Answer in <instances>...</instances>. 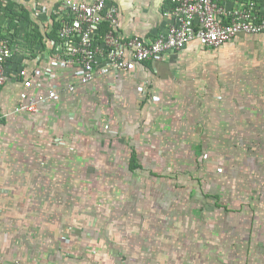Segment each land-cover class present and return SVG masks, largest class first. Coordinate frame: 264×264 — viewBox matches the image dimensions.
Instances as JSON below:
<instances>
[{
    "label": "crops",
    "instance_id": "crops-1",
    "mask_svg": "<svg viewBox=\"0 0 264 264\" xmlns=\"http://www.w3.org/2000/svg\"><path fill=\"white\" fill-rule=\"evenodd\" d=\"M39 1L50 8L48 14L39 18L33 17L30 11L34 0L20 1L18 6L12 2L9 6L15 12H28L36 32L26 35L28 45L9 62L7 81L0 94V112L6 114L0 124V143L10 136L16 143H22L28 153L42 144H48L47 147L58 144L55 138L61 139L60 144L75 148H82L85 143L88 146L99 139L119 142L121 131V134L126 132L122 135L132 145L127 170L133 173L144 169V159L158 162L182 148L188 154L192 147H197L198 141H193L197 138V131L191 125L193 122L187 124V133L172 143L168 138H161L162 133L154 128L156 114L151 111L159 110L162 118L169 113L179 118L187 102L194 107L201 103L203 96L209 103L215 102L217 94L223 90L213 83L202 85V75L215 74L212 78L217 80V71L221 68L243 69V63H248L243 52L254 55L251 70L264 74V32L239 34L230 49L209 50L194 41L183 50L170 52L162 61L139 65L134 72L98 78L94 83L80 86L74 93L62 91L55 104L43 106L38 112H17L15 108L23 93L34 91L28 85L30 81L41 76L35 75L36 69L43 68L35 51L40 42H45L47 36L53 34L55 24L49 15L52 6L60 0ZM112 1L121 10L125 36L153 38L171 21L164 14L171 7L169 0H123L124 4ZM249 1L229 0L228 4L242 6ZM254 1L264 15V0ZM2 17L0 14V22ZM258 62L260 65L257 66ZM256 79L257 84L247 87L245 92L237 89L236 98L230 99V105L236 111V121L232 122L230 117L227 119L237 131L244 128V117L248 112L253 119L264 107V94L257 89L259 81ZM141 86L144 89H140ZM92 102L110 104L115 112L134 114L139 110V115L145 117L140 123V131L133 132L135 126L127 122L129 125L124 128L120 124L121 127L103 129L104 134L94 135V131L88 129V120L79 105ZM185 109L194 108L188 106ZM131 135L138 140L132 137L133 143H130ZM198 148L199 151L201 148ZM203 151L206 153V148ZM133 152L137 156V166L132 170ZM15 154L16 151L12 152ZM235 155H239L234 156L238 159L243 154ZM33 157L32 153L28 154L22 163ZM139 158L143 159L139 162ZM236 165L237 172L240 166ZM151 167L160 169L157 164ZM18 173L16 164L6 163L4 155L0 154V174L2 178L9 177L6 186L13 192L11 195L0 193V262L3 264H264V220H258L252 211V207L264 204L261 199L221 197L201 204H209L204 211L193 209L188 213L176 208L178 201L175 199L164 198L162 190L151 189L146 198H121L105 204L97 200V214L82 216L84 219L76 220L77 223L71 222L75 226L72 228L65 220L33 211L39 204L33 198L34 189L24 188ZM2 187L0 183V191ZM245 202L249 203V210L245 209ZM105 220L113 224L111 228H106Z\"/></svg>",
    "mask_w": 264,
    "mask_h": 264
},
{
    "label": "rangeland",
    "instance_id": "rangeland-1",
    "mask_svg": "<svg viewBox=\"0 0 264 264\" xmlns=\"http://www.w3.org/2000/svg\"><path fill=\"white\" fill-rule=\"evenodd\" d=\"M117 1L124 4L123 0ZM242 55L247 57L248 61L247 64L243 63V69L221 68L217 71V80L212 78L215 74L202 75V85L209 86L213 83L223 90L219 91L215 102L209 103L205 96L202 104H196L194 107L187 102L182 107L184 109L179 118L172 113L162 118L159 110L151 111L156 114L153 120L154 128L162 133L161 138H168L172 143L185 135L187 124L193 122L191 125L197 131V138L193 141L198 143L188 154L182 148L180 152H174L172 156L163 157L158 162L155 159H144V169L129 173L128 162L132 145L122 135H126V132L121 134V131L118 134L121 136L119 142L99 139L88 146L85 143L82 148H75L76 146L62 145L59 143L61 141L55 138L58 144L52 143V146L48 147V144H42L29 153L22 143H16L9 136L0 143V154L4 155L6 163L16 164L18 179L23 182L24 188L34 189L33 198L39 204L33 211L65 220V223H69L68 227L72 228L75 226L71 222L77 223L76 220L84 219L82 216L97 214V200L105 204L107 201L113 202L121 198H146L151 189L162 190L164 198L175 199L178 201L176 208L188 213L193 209L204 211L209 204H201L211 200L217 201L221 197L244 200L257 198L264 201V107L259 114L254 112L256 115L253 119L248 112L244 117V128H238L240 132L237 127L230 126V119H227L230 117L232 122L236 121V111L233 105H230V99L236 98L237 89L239 92H245L247 87L257 84L258 78L257 89L264 94V74L259 70H251L254 66L251 62L254 55L249 52H243ZM221 94L228 98L219 97ZM79 105L84 118L88 120V129L94 131V135L104 134L103 129L121 127L120 124L124 128V125H129L127 122H132L131 125L135 126L132 127L134 131L131 128L130 134L132 131L138 133L140 123L145 118L139 115V110L136 111L137 114L115 112L110 104L92 102L89 105ZM188 106L194 109H185ZM132 137L135 138L131 135L130 143H133ZM60 145L64 147L60 148ZM198 145L201 148L199 151ZM205 148L206 153L203 151ZM14 151L16 154L12 155ZM30 153L35 156L33 161L27 159L29 162L22 163ZM235 154L243 155L235 159L234 156L239 157ZM228 156L234 158L226 159ZM141 159L143 158H139V162ZM152 164H157L160 169H152ZM236 164L240 166L237 172ZM8 178H2L0 174V183L3 186L0 193L4 195L13 193L11 188L6 186ZM244 204L247 205L245 209L249 210V203ZM211 208L214 209L213 203ZM118 209L116 207V210ZM132 209L137 210L135 207ZM252 211L258 220H264V204L252 207ZM101 224L105 227L108 223L105 220V225L104 221ZM112 225L109 223L106 228H111Z\"/></svg>",
    "mask_w": 264,
    "mask_h": 264
},
{
    "label": "built area",
    "instance_id": "built-area-1",
    "mask_svg": "<svg viewBox=\"0 0 264 264\" xmlns=\"http://www.w3.org/2000/svg\"><path fill=\"white\" fill-rule=\"evenodd\" d=\"M20 1L28 0H0V94L9 62L28 45L24 31L14 35L10 29V15L15 11L9 6L12 2L18 6ZM169 1L171 7L164 14L171 21L153 38L125 36L121 10L112 0L57 2L49 15L55 24L53 34L35 51L38 63L43 65L35 75L41 76L30 81L28 85L34 91L23 93L15 111L38 112L43 106L55 104L62 91L74 93L98 78L134 72L139 65L162 61L170 52L183 50L194 41L209 50L230 49L239 34L264 32V15L254 0L242 6H229V0ZM48 8L34 0L30 11L39 18L48 14ZM16 22L25 25L22 19L16 18ZM30 28L31 35L35 34L33 23ZM5 116L0 112V124Z\"/></svg>",
    "mask_w": 264,
    "mask_h": 264
},
{
    "label": "trees",
    "instance_id": "trees-1",
    "mask_svg": "<svg viewBox=\"0 0 264 264\" xmlns=\"http://www.w3.org/2000/svg\"><path fill=\"white\" fill-rule=\"evenodd\" d=\"M11 10H13V9H11ZM19 13H22V14H19ZM10 16H11L10 17V21H11L10 29L14 30V32H15L14 35L20 34L21 31H24V34H26V35H31V30H29L27 28V27H30V25H31V20H30L28 12H26V11L25 12H15L14 14H11ZM16 18L22 19L23 23H25V25L21 26L18 22H16ZM136 161H137V156H136V153L133 152L132 156H131L130 169L133 170L137 166Z\"/></svg>",
    "mask_w": 264,
    "mask_h": 264
}]
</instances>
